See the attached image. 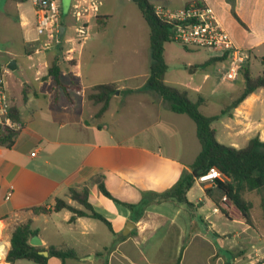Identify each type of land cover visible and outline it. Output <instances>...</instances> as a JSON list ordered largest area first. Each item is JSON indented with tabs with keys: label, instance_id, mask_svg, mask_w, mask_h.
<instances>
[{
	"label": "crops",
	"instance_id": "1",
	"mask_svg": "<svg viewBox=\"0 0 264 264\" xmlns=\"http://www.w3.org/2000/svg\"><path fill=\"white\" fill-rule=\"evenodd\" d=\"M196 1L210 6L235 44L248 50L250 59L246 66L251 73L253 59L259 57L264 64V0H183L181 6L165 9L177 10ZM104 2L90 21V24L97 22L99 27L101 23L102 30H105L106 20L110 17L108 12H102ZM68 3L70 10L73 0H68ZM59 10V29L64 27V37L65 16L69 15L64 12V0H59ZM90 24L89 30L92 29ZM74 29L75 21L69 25V35L63 41V46L68 47L66 50L64 47L62 52L68 61L73 58L75 65L62 66L59 86L47 75L49 66L61 50L54 48L45 53L39 50L41 39L36 29L33 0H0V41L3 42L4 53L18 57L21 54H16L14 48L19 45L30 59H35L37 55L35 63L29 66L31 80L23 83V99H16L8 90L11 109L23 128L11 148L0 147V264H36L29 260L14 263L6 260L13 231L28 221L32 222V229L38 231L36 235L42 241L40 247L45 250L50 246L73 248L77 252L75 259L78 264H95L97 258L102 264H176L179 258L180 264H252L256 261V264H264V244L255 243L245 235L241 237L240 234L235 248L238 250L226 251L231 260L223 259L219 251L208 248L214 243L203 228L196 227L195 211L207 225V231L212 230L214 238L219 240L223 238V233L214 227L220 216L224 215L232 221L241 218L233 206L224 207L226 213H223L220 209L222 198L214 186H199L200 197L196 201L191 193L199 183L196 181L189 190L187 199L193 205V214L174 201L153 202L137 221L133 220V213L128 208L99 192L95 177L102 175L107 189L124 201L139 203L143 192L162 193L176 184L184 170L190 171L201 151V144L196 128L193 129L189 119L184 117L186 114L164 115L161 107L169 109L168 104L155 92L156 95L146 90L145 96L140 97L135 94L136 89H126L117 84L119 80L114 77L117 65L115 54L105 50L106 57L95 49L100 34L92 41L94 47L90 57H84L82 51L77 53L73 46ZM83 44L80 47L84 49ZM208 52L204 62L189 65L191 73L188 80V74L178 72L182 81L170 82L169 66L165 76L167 85L187 92L193 102L201 100L199 108L207 107V96L214 92L205 89L206 82L227 62L208 63L217 55ZM148 54L149 70L150 45ZM165 60L168 65L166 56ZM213 67L217 70L211 69ZM143 77L146 83L149 73ZM215 81L217 87L225 82L220 81V76ZM109 83L116 84L119 92L113 95L102 117L96 118L101 104L86 98V93H91L94 86ZM230 90L225 88L228 93ZM61 91L67 102L60 101ZM73 92L82 95L80 111L72 98ZM122 92L127 94L123 98L120 97ZM130 107L138 113L135 117L139 119L137 127H133L132 122H120L117 118L126 115L124 111ZM226 117L228 121L224 123V128L231 139L230 146L243 148L240 143L246 146L255 136L264 141V88L249 95ZM219 121L223 133V116L215 122ZM215 122L212 127L220 142L218 131L213 126ZM71 187L88 188L90 203L111 223L112 231L105 224L106 229H101L94 222L96 219L81 217L71 223V212L53 211L57 198L68 199V203L73 205L68 198ZM207 188L212 190L211 196L206 195ZM40 206L46 207L49 212L36 214L33 208ZM217 208L220 210L214 212ZM130 222L134 226L129 225ZM245 226L242 233L250 228ZM240 255H245L246 259L242 260ZM69 260L64 264H70ZM49 264L63 263L60 259L51 258Z\"/></svg>",
	"mask_w": 264,
	"mask_h": 264
},
{
	"label": "trees",
	"instance_id": "2",
	"mask_svg": "<svg viewBox=\"0 0 264 264\" xmlns=\"http://www.w3.org/2000/svg\"><path fill=\"white\" fill-rule=\"evenodd\" d=\"M25 2L27 0H12ZM134 2L150 29V56L151 64L147 88L158 94L167 102L169 109L176 114L188 115L196 124L197 138L201 144V151L190 166V171L184 170L174 186L162 193L143 192L139 203L124 201L115 197L103 182L102 175L95 177V182L99 192L110 200L128 208L133 213V220L141 218L143 211L153 202L162 203L174 201L184 205L188 210L193 206L187 199V193L196 183L197 179L206 174L211 168H217L224 176V180L216 179L214 188L220 197L226 196L228 202L239 211L242 220L249 226L252 225L251 210L252 203L245 197V192L264 191V141L259 136L251 138L243 148L226 146L220 143L216 137V131L212 127L213 122L218 121L221 116L231 115V111L236 109L249 95L264 88V72L261 75L253 76L248 66H245L241 74L244 78V89L242 93L228 104L220 115L207 117L199 111L201 100L193 102L187 92L181 91L165 83V76L168 65L165 60V44L173 42V25L168 23L156 14V7L149 0H131ZM235 15V14H234ZM236 16V15H235ZM100 18H97L99 20ZM189 50L188 47L184 46ZM63 50V49H62ZM54 58L48 68V77L53 78L56 85L61 86V73L64 64L75 65L74 59L68 61L62 52ZM227 60V55L217 54L208 63L223 62ZM118 90L114 83L101 84L94 86L92 92L88 94V99L95 104H101V108L96 114V118L102 117L107 110L110 100ZM11 116L14 121L18 118L11 109ZM18 132L0 129V147L11 148L17 137ZM207 196L212 195V190H205ZM68 198L77 203L80 208L68 203L65 199L57 198L53 207L54 212L67 210L72 213L69 222H74L77 218L88 217L103 222L111 231V223L100 213H98L90 203V192L87 187L69 188ZM220 206V205H218ZM226 213L224 207H220ZM264 215V199L262 200ZM36 214H47L46 207H35ZM32 222L18 225L11 236V247L6 255L9 263L17 260H29L36 264H49L51 258H57L64 264L69 259L77 258V252L73 248H57L50 246L47 251L49 256L39 254L42 247H35L29 244L32 236L38 234L37 230L32 229ZM180 258L176 264H180Z\"/></svg>",
	"mask_w": 264,
	"mask_h": 264
},
{
	"label": "rangeland",
	"instance_id": "3",
	"mask_svg": "<svg viewBox=\"0 0 264 264\" xmlns=\"http://www.w3.org/2000/svg\"><path fill=\"white\" fill-rule=\"evenodd\" d=\"M152 4L158 7L163 8H171L175 9L182 5L183 0H149ZM69 3L68 0H64V12H67L69 15L65 16V25H66V33L63 38H61V44L58 46H54L52 49H59L64 50L63 46L65 44L64 39L69 35V25L70 23L74 22L72 18V12L71 9L69 10ZM70 11V12H68ZM102 12H108L110 14V17L108 20H106V27L105 30H102V24H99L95 21H93L90 25H92V29L89 30V39L85 42L84 49L83 47H80V43L75 40V43H73L77 49V53L82 51L84 57L88 58L91 55L92 49L94 47L93 40L97 39V34H100L96 42L98 44L96 45V50H100L103 55H106L107 53L103 52L105 50H109L110 54H115L114 60L116 61V69L114 73V77L119 80L117 84L119 86H123V88H133L135 90V94L139 95L140 97L145 96L146 90L150 91L145 83V78L143 77L145 73H149V70L147 68V63L149 61L148 53H149V26L146 23L145 19L143 18L141 11L139 10L138 6L132 2L131 0H105ZM10 27V25H9ZM12 27V26H11ZM10 27V28H11ZM100 31H105L104 34ZM100 32V33H99ZM72 34L75 35V33ZM40 44L39 47L41 52L45 53V51H50L51 49H45L44 48V37H39ZM2 40L0 41V60L3 64L8 65V63L12 60H17L18 63V69L15 71L10 70L6 74V84L9 92L12 94L13 97L16 99H23L24 93H23V83L27 80H31L32 70H31V64L35 63V59H30V56H27L23 54L22 49L19 45H17L14 48V51L18 57H14L13 55L4 53L3 49H5L2 44ZM92 44V45H91ZM68 47V45L66 46ZM65 47V50L67 49ZM62 50V51H63ZM208 50L206 49H185L184 46L178 42H169L165 44V56L168 62L169 66V81L170 82H179L182 81L181 78L178 75V72H185L187 75L188 80L190 78L191 68L189 67L190 64H200L204 62L206 57L208 56ZM39 54V53H37ZM110 56V55H109ZM16 62V61H15ZM221 66V65H220ZM223 66V65H222ZM221 66V67H222ZM220 68V67H219ZM211 69H216V67H213ZM252 73L254 75L262 74L264 71V64L261 60V58L257 57L256 59L252 60ZM217 70V69H216ZM210 71V70H209ZM218 72V70H217ZM220 73H217L213 76L212 79H210L205 84V89L209 91L210 93L212 90H214L213 94L207 96V107L199 108V111L205 115H219L222 112V109H224L233 99H235L243 90L244 88V78L243 75L240 74L238 78L234 82H221L220 86L215 85V80L219 79ZM198 79H201L199 76H197ZM230 88L231 92H226L225 88ZM46 89V87H45ZM90 92V91H89ZM86 93V98H88V93ZM119 91L116 92L118 94ZM46 95H49V93L45 92ZM61 102H67V98L65 94L61 91ZM152 93V91H151ZM90 94V93H89ZM153 94H155L153 92ZM124 95V96H123ZM127 94L126 92H122L120 97H125ZM156 95V94H155ZM73 100L77 103L80 111L81 106V100L82 95L77 92L72 93ZM167 103V102H166ZM119 105V104H118ZM134 107V104L132 105ZM128 108L127 111H124V114L121 115V117H117L120 119V122L125 123H133V127H137V124L139 123V119H136V115L138 113L133 111V108ZM88 111V109H86ZM133 111V112H131ZM232 110L231 112H233ZM230 112V113H231ZM161 113L164 115H171L172 117L175 115L172 113V111L162 105L161 107ZM88 113L86 112L85 115ZM229 116V114L227 115ZM186 119H189L190 125L193 129L196 128L194 121L188 116L185 115ZM228 121V118L226 116H223V133L221 129V122H215L214 127L218 131V138L220 140V143L230 146L231 145V139L228 136L227 131L224 128V123ZM138 122V123H137ZM174 127V125H171ZM223 134V138H222ZM243 141V140H242ZM241 147L245 146V143H240ZM199 183V182H198ZM199 186H202L201 183L197 184L194 189L192 190L191 196L193 197V200H197L200 197V189ZM244 197L252 203L253 209L251 210V216H252V225L249 226L250 228H247L245 232L242 233L243 229L246 227L245 222L242 220V218H236V221H232L225 217L224 215H221L219 218V222H215V230H218V232L223 233L222 239H216L213 236V231H207V225H205L201 219L200 215L194 212V217L196 221V227H201L204 229L205 232H207L210 235V239L214 243L213 245L209 246L208 248L214 249L220 252V254L223 256V259L231 260L227 250L236 251L238 249H235L237 246L238 239L243 235H245L249 240H253L255 243H263L264 244V215H263V209H262V200L264 199V191H252V192H245ZM68 201V199H65ZM73 205L77 207L79 206L77 203L72 202ZM187 212L193 214L192 210H188ZM240 215V214H239ZM241 217V216H240ZM94 222L98 223L100 225L101 229H106V226L104 223H102L99 220H95ZM245 223V224H244ZM247 225V224H246ZM44 226V225H41ZM49 226V225H48ZM124 230V229H123ZM233 247V249H231ZM240 250V249H239ZM241 256V255H240ZM238 258V257H237ZM242 260L246 259V256H241ZM70 264H78V260H69ZM95 264H102L101 261L97 258V261Z\"/></svg>",
	"mask_w": 264,
	"mask_h": 264
},
{
	"label": "built area",
	"instance_id": "4",
	"mask_svg": "<svg viewBox=\"0 0 264 264\" xmlns=\"http://www.w3.org/2000/svg\"><path fill=\"white\" fill-rule=\"evenodd\" d=\"M102 1L73 0L71 12L75 21V40L78 43L83 44L88 39L90 21L98 12ZM33 4L37 33L45 38L44 48L47 50L60 45L62 40L59 36L61 19L59 0H33ZM156 14L173 25V41L190 49H206L221 56L227 55L226 66L218 69L220 81L234 82L247 65L250 59L248 50L235 44L217 18L215 11L206 3L196 1L177 10L156 7ZM8 72L10 68L0 61V129L19 132L23 125L14 121L10 115L11 105L6 84ZM216 179L224 180L225 176L217 168H211L206 174L200 176L197 182L214 186ZM227 206L231 205L224 196L222 207ZM219 210L214 209V212Z\"/></svg>",
	"mask_w": 264,
	"mask_h": 264
},
{
	"label": "water",
	"instance_id": "5",
	"mask_svg": "<svg viewBox=\"0 0 264 264\" xmlns=\"http://www.w3.org/2000/svg\"><path fill=\"white\" fill-rule=\"evenodd\" d=\"M63 32H64V27H60L59 29V36L62 38L63 37ZM8 67L10 68V70L15 71L16 69V62L12 61L11 63H9ZM129 225L134 226V223L130 222ZM29 244L31 246H35V247H40L42 245V241L39 238L38 235H34L30 238L29 240ZM40 255H43L45 257L49 256V252L47 250H40L39 251Z\"/></svg>",
	"mask_w": 264,
	"mask_h": 264
}]
</instances>
